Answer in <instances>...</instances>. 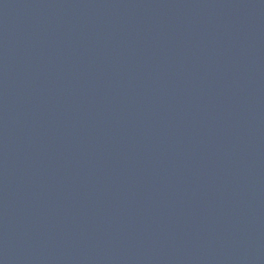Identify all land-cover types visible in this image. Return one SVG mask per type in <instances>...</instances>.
I'll list each match as a JSON object with an SVG mask.
<instances>
[{
  "label": "water",
  "instance_id": "95a60500",
  "mask_svg": "<svg viewBox=\"0 0 264 264\" xmlns=\"http://www.w3.org/2000/svg\"><path fill=\"white\" fill-rule=\"evenodd\" d=\"M0 264H264V0H0Z\"/></svg>",
  "mask_w": 264,
  "mask_h": 264
}]
</instances>
